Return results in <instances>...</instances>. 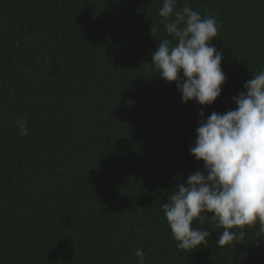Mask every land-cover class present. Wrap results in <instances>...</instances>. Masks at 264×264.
Masks as SVG:
<instances>
[{
	"label": "trees",
	"instance_id": "16d2710c",
	"mask_svg": "<svg viewBox=\"0 0 264 264\" xmlns=\"http://www.w3.org/2000/svg\"><path fill=\"white\" fill-rule=\"evenodd\" d=\"M187 2L218 22L212 105L182 102L151 62L172 39L163 0H0V264H137V249L145 264H264L259 222L218 247L223 229L195 219L208 245L181 250L161 208L203 171L189 151L200 110L235 109L264 70V0Z\"/></svg>",
	"mask_w": 264,
	"mask_h": 264
},
{
	"label": "clouds",
	"instance_id": "9594fccd",
	"mask_svg": "<svg viewBox=\"0 0 264 264\" xmlns=\"http://www.w3.org/2000/svg\"><path fill=\"white\" fill-rule=\"evenodd\" d=\"M176 4L177 0H163L158 15L172 39L158 43L151 62L162 79L176 82L182 102L212 105L226 81L223 54L210 44L217 36L218 22L212 16L202 18L187 0L181 10H176ZM243 88L246 91L232 97L235 109L212 112L206 118L200 110L196 139L189 151L203 161V171L198 169L175 185L169 202L161 205L181 250L208 245L211 232L193 228L195 219L203 223L210 218L223 229L218 247L241 241L245 226L257 222L256 235L264 237V70ZM126 103L132 106L134 101ZM15 124L21 135L28 134L26 118L17 117ZM144 256L143 249L135 251L137 264H145Z\"/></svg>",
	"mask_w": 264,
	"mask_h": 264
}]
</instances>
